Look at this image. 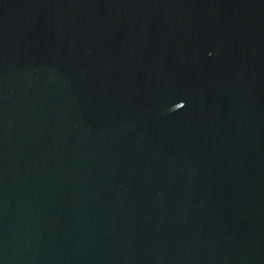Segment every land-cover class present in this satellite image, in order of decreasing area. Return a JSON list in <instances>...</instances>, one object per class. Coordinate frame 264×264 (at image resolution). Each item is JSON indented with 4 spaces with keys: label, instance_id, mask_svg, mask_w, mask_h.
<instances>
[{
    "label": "water",
    "instance_id": "obj_1",
    "mask_svg": "<svg viewBox=\"0 0 264 264\" xmlns=\"http://www.w3.org/2000/svg\"><path fill=\"white\" fill-rule=\"evenodd\" d=\"M0 264H264V0H0Z\"/></svg>",
    "mask_w": 264,
    "mask_h": 264
}]
</instances>
